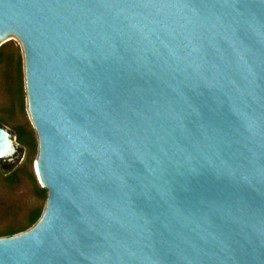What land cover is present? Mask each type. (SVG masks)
<instances>
[{
    "label": "water",
    "instance_id": "95a60500",
    "mask_svg": "<svg viewBox=\"0 0 264 264\" xmlns=\"http://www.w3.org/2000/svg\"><path fill=\"white\" fill-rule=\"evenodd\" d=\"M12 37L46 197L0 264H264V0H0Z\"/></svg>",
    "mask_w": 264,
    "mask_h": 264
},
{
    "label": "trees",
    "instance_id": "16d2710c",
    "mask_svg": "<svg viewBox=\"0 0 264 264\" xmlns=\"http://www.w3.org/2000/svg\"><path fill=\"white\" fill-rule=\"evenodd\" d=\"M0 79L9 96V104L0 114V125H8L18 143L12 159H0V179L5 186L12 187L22 175L25 176L32 185L34 195L42 199L44 204L46 189L40 185L32 167L37 141L34 129L26 117L22 54L19 44L10 40L0 45ZM17 111L24 120L10 122ZM22 153L24 158L20 160ZM43 204L34 205L18 218L19 210L13 203L0 202V218L8 221L0 228V236L12 235L30 227L40 216Z\"/></svg>",
    "mask_w": 264,
    "mask_h": 264
},
{
    "label": "rangeland",
    "instance_id": "374dc122",
    "mask_svg": "<svg viewBox=\"0 0 264 264\" xmlns=\"http://www.w3.org/2000/svg\"><path fill=\"white\" fill-rule=\"evenodd\" d=\"M10 41H13L14 44H18V40L15 37H12ZM8 104L9 96L4 89L3 82L0 79V114L3 113ZM26 117L29 119L27 114ZM23 120V116L17 111L10 122H21ZM2 127L7 129V131L10 133L11 139L14 141L17 148L18 143L16 142L15 136L10 131V127L8 125H3ZM20 157V160H23L24 153H22ZM31 187L32 185L30 181L23 175L12 187L5 186L3 181L0 179V202L13 203L19 210L17 215L18 218L22 217L27 209L33 207L34 205L43 204V200L34 195ZM7 222L8 221L6 219L0 218V228L3 227Z\"/></svg>",
    "mask_w": 264,
    "mask_h": 264
}]
</instances>
